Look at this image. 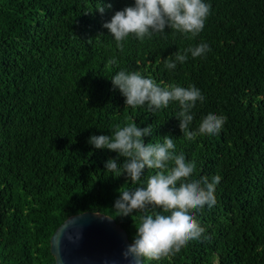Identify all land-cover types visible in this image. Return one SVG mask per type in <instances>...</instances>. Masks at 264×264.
Here are the masks:
<instances>
[{"label": "trees", "instance_id": "16d2710c", "mask_svg": "<svg viewBox=\"0 0 264 264\" xmlns=\"http://www.w3.org/2000/svg\"><path fill=\"white\" fill-rule=\"evenodd\" d=\"M204 2L210 14L196 37L166 28L142 41L129 35L121 51L102 25L134 0H0V264H55L51 236L85 212L110 217L131 242L141 213L121 218L112 205L117 190L140 185L105 170L117 154L88 140L133 121L152 125L145 143L174 138L195 164L191 179L221 177L214 206L194 213L202 236L144 264H264V0ZM201 43L205 55L165 67L164 58ZM120 70L194 85L204 100L189 127L215 113L225 117L221 131L185 138L178 102L125 106L110 80Z\"/></svg>", "mask_w": 264, "mask_h": 264}, {"label": "clouds", "instance_id": "9594fccd", "mask_svg": "<svg viewBox=\"0 0 264 264\" xmlns=\"http://www.w3.org/2000/svg\"><path fill=\"white\" fill-rule=\"evenodd\" d=\"M107 7L110 9L111 4ZM210 9L211 5L204 0H134L131 6L115 11L102 27L122 51V41L129 35L142 41L154 34H163L166 28L194 38L204 29ZM96 11L103 14L105 7L100 6ZM208 51L206 43L177 51L164 58L165 67L175 69L177 63L187 61L189 54L197 58ZM108 63L115 65L117 61L112 58ZM110 80L124 97L127 107L146 105L149 111H155L170 102H178V127L189 140L198 135L219 134L225 123L223 115L209 113L195 130L189 127L194 118L191 110L197 101L204 100L194 85H162L140 71L125 70L116 72ZM153 132L151 124L141 128L133 121L123 127L117 125L111 135H93L88 140L95 149L117 154L116 158L106 161L105 170L116 178L123 175L126 180L140 185L132 190H117L119 195L112 205L121 218L141 213L135 217L138 221L135 235L121 253L128 264L170 257L188 242L199 239L205 229L194 213L204 206H214L215 189L221 179L219 175L191 179L195 164L186 161L183 153H176L174 138L164 136L162 143H145L144 138L152 136ZM146 169L155 170L154 174L141 182ZM149 206L161 211H149Z\"/></svg>", "mask_w": 264, "mask_h": 264}, {"label": "water", "instance_id": "95a60500", "mask_svg": "<svg viewBox=\"0 0 264 264\" xmlns=\"http://www.w3.org/2000/svg\"><path fill=\"white\" fill-rule=\"evenodd\" d=\"M130 243L113 219L85 212L67 218L50 238L55 264H128L121 253Z\"/></svg>", "mask_w": 264, "mask_h": 264}]
</instances>
